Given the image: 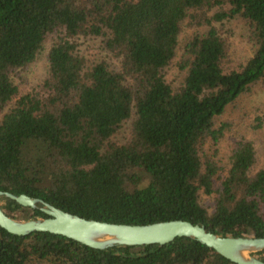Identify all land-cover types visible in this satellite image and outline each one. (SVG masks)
I'll return each mask as SVG.
<instances>
[{"label":"trees","instance_id":"trees-1","mask_svg":"<svg viewBox=\"0 0 264 264\" xmlns=\"http://www.w3.org/2000/svg\"><path fill=\"white\" fill-rule=\"evenodd\" d=\"M233 16L246 23L253 50L225 68L214 22ZM199 25L180 42L185 26ZM46 35V73L20 92L13 76ZM86 36L99 37L117 65L84 57L78 38ZM171 63L182 73L175 85L165 77ZM256 82H264V0H0V189L85 218H178L262 236L264 165L255 167L253 141L237 137L225 166L214 158L224 127L214 118ZM127 119L129 135L117 142ZM0 207L15 219L47 216L7 197ZM254 254L264 261V248ZM0 264L237 263L186 236L95 248L0 226Z\"/></svg>","mask_w":264,"mask_h":264},{"label":"water","instance_id":"water-1","mask_svg":"<svg viewBox=\"0 0 264 264\" xmlns=\"http://www.w3.org/2000/svg\"><path fill=\"white\" fill-rule=\"evenodd\" d=\"M7 197L15 202L38 208L47 216L15 219L0 207V226L13 234H27L34 230L49 231L72 238L95 248L112 245L163 244L175 236H186L205 244L223 257L237 264H264L255 251L264 248V235L220 234L209 231L202 224L185 219L158 220L141 224L109 222L85 218L64 211L36 196L14 194L0 189V199Z\"/></svg>","mask_w":264,"mask_h":264},{"label":"rangeland","instance_id":"rangeland-1","mask_svg":"<svg viewBox=\"0 0 264 264\" xmlns=\"http://www.w3.org/2000/svg\"><path fill=\"white\" fill-rule=\"evenodd\" d=\"M219 34L224 38L227 48V60L223 63L225 68L233 67L248 57L253 50L252 40L249 38L246 23L238 16L223 19L221 22H214ZM204 26H185L179 34L182 40L194 29L203 30ZM78 50L84 57L93 59H104L109 66L115 67L117 61L110 56L104 48L100 47L99 37H80ZM51 36L46 35L41 49L35 58L21 68L13 81L18 85L20 92L30 90L37 86L46 73L45 53L50 45ZM179 51V49H178ZM181 72L175 65L166 70V79L173 85L177 84ZM129 119L124 121L112 138L117 142L124 141L129 135ZM214 124H224L223 135L216 143L214 158L222 165H226L227 156L232 147L233 141L244 136L253 141L256 150L255 167L264 165V82H256L250 86L249 91L239 95L232 103L226 105L224 111L214 118ZM207 153H212L214 145L205 142ZM203 202L209 204L211 199L206 195L202 196Z\"/></svg>","mask_w":264,"mask_h":264}]
</instances>
